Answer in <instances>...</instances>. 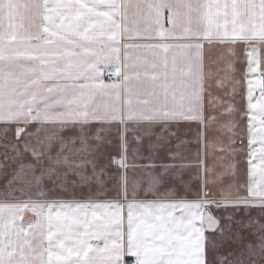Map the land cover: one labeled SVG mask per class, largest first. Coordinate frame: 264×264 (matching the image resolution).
<instances>
[{
    "label": "snow or ice",
    "instance_id": "snow-or-ice-1",
    "mask_svg": "<svg viewBox=\"0 0 264 264\" xmlns=\"http://www.w3.org/2000/svg\"><path fill=\"white\" fill-rule=\"evenodd\" d=\"M0 264H264V0H0Z\"/></svg>",
    "mask_w": 264,
    "mask_h": 264
},
{
    "label": "crops",
    "instance_id": "crops-1",
    "mask_svg": "<svg viewBox=\"0 0 264 264\" xmlns=\"http://www.w3.org/2000/svg\"><path fill=\"white\" fill-rule=\"evenodd\" d=\"M28 217L26 216V219H27Z\"/></svg>",
    "mask_w": 264,
    "mask_h": 264
}]
</instances>
